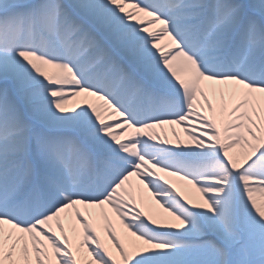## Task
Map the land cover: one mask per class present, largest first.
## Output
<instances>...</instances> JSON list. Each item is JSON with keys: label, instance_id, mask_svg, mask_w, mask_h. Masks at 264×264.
<instances>
[{"label": "snow or ice", "instance_id": "1", "mask_svg": "<svg viewBox=\"0 0 264 264\" xmlns=\"http://www.w3.org/2000/svg\"><path fill=\"white\" fill-rule=\"evenodd\" d=\"M0 264H264V0H0Z\"/></svg>", "mask_w": 264, "mask_h": 264}, {"label": "bare ground", "instance_id": "2", "mask_svg": "<svg viewBox=\"0 0 264 264\" xmlns=\"http://www.w3.org/2000/svg\"><path fill=\"white\" fill-rule=\"evenodd\" d=\"M173 127H176V130L178 131V132H180V135H181V139L182 140H186L187 138L183 135V132H182V130L180 129V127L179 126H168V125H166L165 127H164V129L163 130H158V131H161V135L163 136L164 135V133L166 132L167 133V138L168 139H170V140H175V137L172 135V128ZM146 194H147V192H146ZM187 194L189 195V196H191V197H196L198 194L195 192V190L194 189H188L187 190ZM153 203H154V201H153Z\"/></svg>", "mask_w": 264, "mask_h": 264}]
</instances>
